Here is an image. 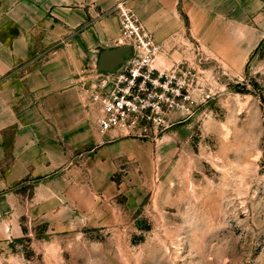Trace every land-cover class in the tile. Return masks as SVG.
<instances>
[{
  "label": "rangeland",
  "instance_id": "1",
  "mask_svg": "<svg viewBox=\"0 0 264 264\" xmlns=\"http://www.w3.org/2000/svg\"><path fill=\"white\" fill-rule=\"evenodd\" d=\"M154 66L188 73L187 117L156 142L64 146L0 201V264H264V39L244 65L197 49Z\"/></svg>",
  "mask_w": 264,
  "mask_h": 264
},
{
  "label": "crops",
  "instance_id": "2",
  "mask_svg": "<svg viewBox=\"0 0 264 264\" xmlns=\"http://www.w3.org/2000/svg\"><path fill=\"white\" fill-rule=\"evenodd\" d=\"M120 3L154 37L166 64L198 49L244 65L264 39V0H3L0 201L5 207L15 197L6 193L11 188L54 173L70 160L66 152L100 142L98 115L80 89L89 73L85 62L91 65L118 45L114 9ZM28 61L32 73L16 79L19 65Z\"/></svg>",
  "mask_w": 264,
  "mask_h": 264
},
{
  "label": "built area",
  "instance_id": "3",
  "mask_svg": "<svg viewBox=\"0 0 264 264\" xmlns=\"http://www.w3.org/2000/svg\"><path fill=\"white\" fill-rule=\"evenodd\" d=\"M120 23L118 45L131 56L113 72L97 71L85 79L80 93L98 115L104 138L156 142L188 115L192 96L188 73H165L154 66L160 46L134 14L120 3L114 9Z\"/></svg>",
  "mask_w": 264,
  "mask_h": 264
},
{
  "label": "water",
  "instance_id": "4",
  "mask_svg": "<svg viewBox=\"0 0 264 264\" xmlns=\"http://www.w3.org/2000/svg\"><path fill=\"white\" fill-rule=\"evenodd\" d=\"M131 56V48L129 46H118L116 48L104 50L98 58V71L99 72H113L126 59Z\"/></svg>",
  "mask_w": 264,
  "mask_h": 264
}]
</instances>
